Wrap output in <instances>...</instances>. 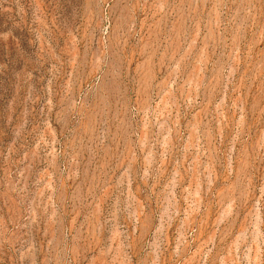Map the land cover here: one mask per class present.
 I'll return each instance as SVG.
<instances>
[{
    "label": "rangeland",
    "instance_id": "1",
    "mask_svg": "<svg viewBox=\"0 0 264 264\" xmlns=\"http://www.w3.org/2000/svg\"><path fill=\"white\" fill-rule=\"evenodd\" d=\"M0 264H264V0H0Z\"/></svg>",
    "mask_w": 264,
    "mask_h": 264
}]
</instances>
